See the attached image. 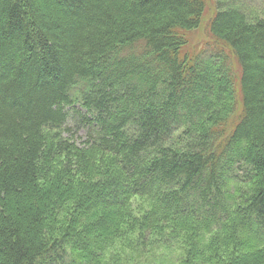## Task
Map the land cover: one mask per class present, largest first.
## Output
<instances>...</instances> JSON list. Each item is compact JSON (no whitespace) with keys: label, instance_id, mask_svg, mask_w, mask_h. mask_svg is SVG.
Returning <instances> with one entry per match:
<instances>
[{"label":"trees","instance_id":"trees-1","mask_svg":"<svg viewBox=\"0 0 264 264\" xmlns=\"http://www.w3.org/2000/svg\"><path fill=\"white\" fill-rule=\"evenodd\" d=\"M225 2L203 56L205 0H0V264H264V16Z\"/></svg>","mask_w":264,"mask_h":264},{"label":"rangeland","instance_id":"rangeland-1","mask_svg":"<svg viewBox=\"0 0 264 264\" xmlns=\"http://www.w3.org/2000/svg\"><path fill=\"white\" fill-rule=\"evenodd\" d=\"M206 1V10L203 17V22L201 26L190 32V47L193 51H203V56H208L211 53V49H214L216 46L215 42L209 36L207 23L210 17L216 12V10L225 5V0H205ZM245 4L248 8H253V10L258 11L257 14H260L262 17L264 16V0H245ZM226 6V5H225ZM230 62L232 63V67L235 69L236 73L238 71V65L233 56H230ZM83 135V132H81ZM157 241V240H156ZM152 242L154 244L152 247L148 248L149 244L147 243L146 250L141 249L140 245L135 247L134 249L128 250L125 254H123V259L121 260V264H162V260L164 258H174V254L176 250L179 249L178 244H173L171 247V243L169 241L164 242L168 243L167 247H164L163 243L160 242ZM171 247V248H170ZM136 254V255H134ZM118 264V263H117Z\"/></svg>","mask_w":264,"mask_h":264}]
</instances>
